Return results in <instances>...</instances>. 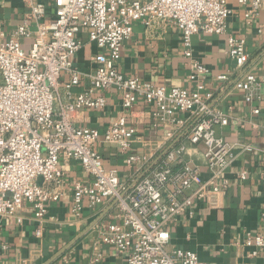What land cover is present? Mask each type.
Segmentation results:
<instances>
[{"label": "built area", "instance_id": "built-area-1", "mask_svg": "<svg viewBox=\"0 0 264 264\" xmlns=\"http://www.w3.org/2000/svg\"><path fill=\"white\" fill-rule=\"evenodd\" d=\"M24 1L26 17L9 38L0 24V215L16 216L30 205L39 224L36 234L42 236L48 205L62 196L68 184L75 216L81 215L85 205L96 208L115 201L112 221L100 226V241L124 254L127 264H205L195 251L171 244L170 226L183 215L192 216L196 201L229 187L226 174L239 145L244 151L253 150L251 144L230 142L217 134L218 127L228 125L229 115L210 107L212 93L206 91L210 71L193 58L195 34L226 32L232 13L227 0H53L54 15L49 20L46 0ZM239 2H249L245 12L249 20L264 11V0ZM139 20L147 26L162 21L180 28L185 55L191 59L189 78L197 83L194 90L143 82L118 70L124 43ZM84 30L101 51L93 56L97 66L88 74L90 86L74 93L73 88L82 85L83 73L73 56L84 46L80 37ZM25 38L31 39L28 49L23 46ZM228 47L237 65L246 66L250 60L246 40L229 36ZM263 84L264 77L247 71L235 88L253 104ZM112 88L119 91L126 109L140 101L153 106L152 125L164 127L168 139L185 123L180 114L199 116L186 141L167 150L129 188L116 168L106 167L96 146L104 141L129 151L137 128L128 124L126 116L114 120L103 133L77 126L74 119L83 109L105 108V92ZM61 90L66 92L65 100ZM253 113L259 114L260 109L253 108ZM200 143L206 146L207 180L199 166L185 157L188 145ZM151 159L149 153H131L127 163L147 164ZM62 160H78L90 183L67 182ZM240 175L247 177L245 171ZM246 242L255 246L251 252L255 256L264 246V236L248 237ZM0 246L8 249L2 242Z\"/></svg>", "mask_w": 264, "mask_h": 264}, {"label": "crops", "instance_id": "crops-1", "mask_svg": "<svg viewBox=\"0 0 264 264\" xmlns=\"http://www.w3.org/2000/svg\"><path fill=\"white\" fill-rule=\"evenodd\" d=\"M46 2L49 20L54 15V3L53 0ZM227 4L232 13L227 20L226 32L195 34L192 37L193 58L210 71L206 78V91L212 93L210 107L229 115L228 125L218 127L217 134L230 142L251 144L253 150L244 151L240 145L234 150L235 159L226 174L229 187L210 193L204 201H196L192 216L186 214L178 218L170 226L171 244L195 251L205 264H264V246L252 256L255 246L246 242L248 237L264 236V84L253 104L247 103L243 91L235 88L236 82L247 71L264 77V11L252 21L245 16L249 2L227 0ZM27 12L24 0H0V24L7 38L23 23ZM229 36L246 40L250 53L246 66L239 67L229 55ZM80 37L84 46L73 56V62L83 73L82 85L75 86L74 93L90 86L88 74H92L97 66L93 56L101 51L88 40L86 30ZM30 43L31 39H23L25 49ZM190 60L185 55L179 27L162 21L147 26L139 20L133 25L131 37L124 43L117 68L124 75L139 77L143 82L194 90L197 83L189 78ZM220 75H227L228 79L220 80ZM65 78L63 75L62 80ZM61 94L65 100L66 92L61 90ZM105 95V108H86L77 112L75 124L98 128L103 133L114 120L126 116L128 124L137 128V138L129 151L123 152L104 141L96 146L106 167L116 168L128 188L148 173L167 150L185 142L199 118L189 113L180 114L185 123L176 130L173 138L168 139L164 127L156 129L152 125L153 106L140 101L126 109L115 88ZM255 107L260 109L257 115L253 113ZM205 150L204 143L188 145L185 157L199 166L203 179L207 180L210 171L204 158ZM143 152L151 155L149 163L132 166L127 163L131 153ZM60 166L67 182L90 183V175L78 160H62ZM243 171L247 173L245 179L240 178ZM63 190L62 196L48 205L42 236L36 234L39 224L30 205L19 210L16 216L0 215V242L8 245L6 250L0 246V264H127L124 254L100 241V226L112 221L115 201L107 200L96 208L85 205L81 215L75 216L71 212L73 197L68 184Z\"/></svg>", "mask_w": 264, "mask_h": 264}, {"label": "water", "instance_id": "water-1", "mask_svg": "<svg viewBox=\"0 0 264 264\" xmlns=\"http://www.w3.org/2000/svg\"><path fill=\"white\" fill-rule=\"evenodd\" d=\"M38 182H39V183H42V182H43V179L40 178ZM61 253H62V252H61ZM59 255H60V254H58L56 257H58ZM56 257L52 258V260H54ZM52 260H51V261H52ZM48 263H49V262H48Z\"/></svg>", "mask_w": 264, "mask_h": 264}]
</instances>
